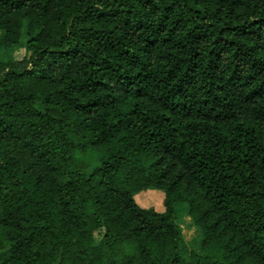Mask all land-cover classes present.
<instances>
[{"label": "trees", "instance_id": "1", "mask_svg": "<svg viewBox=\"0 0 264 264\" xmlns=\"http://www.w3.org/2000/svg\"><path fill=\"white\" fill-rule=\"evenodd\" d=\"M0 32V264H264V0H0Z\"/></svg>", "mask_w": 264, "mask_h": 264}, {"label": "rangeland", "instance_id": "2", "mask_svg": "<svg viewBox=\"0 0 264 264\" xmlns=\"http://www.w3.org/2000/svg\"><path fill=\"white\" fill-rule=\"evenodd\" d=\"M25 22H23V33H22V40L21 42H19V44L17 46H15V48L13 49V52H12V57L14 59H20L22 58L25 54H26V48H25V44H24V35H25ZM2 37V32H0V39ZM163 193L159 190H154V189H147V190H143V191H140L139 193H137L135 196H134V199L136 201V203L141 206V207H144V208H153L154 210L156 211H163ZM178 221H180V217H178ZM185 222L182 223V225L184 224ZM183 228V231L185 233V235L187 236V234H192V228H189L187 227L185 224L182 226ZM187 228V229H186ZM194 235L196 232H194ZM103 235V230L101 231H96L94 233V244H97L99 242V240L101 239ZM193 235V236H194ZM7 254H0V260H2L4 257H6Z\"/></svg>", "mask_w": 264, "mask_h": 264}, {"label": "crops", "instance_id": "3", "mask_svg": "<svg viewBox=\"0 0 264 264\" xmlns=\"http://www.w3.org/2000/svg\"><path fill=\"white\" fill-rule=\"evenodd\" d=\"M177 216L180 217V221L178 222V225L182 233V239L179 241L180 252L185 255L189 254L191 251L199 252L201 249V242H202L200 229L193 223L192 218L187 213V210L184 204L182 203L178 205ZM183 222H185L184 224L187 227L192 228V234H187V236L185 235L182 228V226L184 225V224L182 225ZM193 231L196 232L195 235Z\"/></svg>", "mask_w": 264, "mask_h": 264}]
</instances>
